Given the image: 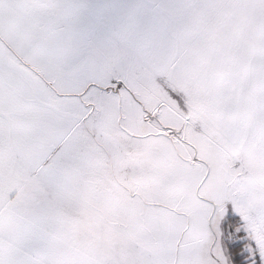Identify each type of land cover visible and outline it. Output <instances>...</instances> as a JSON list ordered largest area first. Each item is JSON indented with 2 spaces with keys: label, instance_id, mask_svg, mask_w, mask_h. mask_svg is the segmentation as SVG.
<instances>
[{
  "label": "rangeland",
  "instance_id": "obj_1",
  "mask_svg": "<svg viewBox=\"0 0 264 264\" xmlns=\"http://www.w3.org/2000/svg\"><path fill=\"white\" fill-rule=\"evenodd\" d=\"M12 2H0V18ZM17 2L19 36L32 22L55 24L50 36L78 40L91 57L89 69L99 70L98 95L83 96L82 110L68 101L62 114L76 109L94 117L102 136L128 132L133 122L142 126L129 145L144 148L135 158L147 165V181L158 184L157 214H189L194 221L195 258L215 239V254L227 264L218 245L229 216L254 231L249 245L264 255V0ZM29 10L48 16L31 22ZM2 23L11 52L12 21ZM125 99L137 115H124ZM102 197L115 209L139 210L121 196ZM202 214H211V236ZM104 222L98 230L105 236Z\"/></svg>",
  "mask_w": 264,
  "mask_h": 264
},
{
  "label": "crops",
  "instance_id": "obj_2",
  "mask_svg": "<svg viewBox=\"0 0 264 264\" xmlns=\"http://www.w3.org/2000/svg\"><path fill=\"white\" fill-rule=\"evenodd\" d=\"M14 3H5L0 18V264H221L215 239L206 242L203 258H195L200 248L189 214H157L158 184L147 181V165L135 158L144 148L132 149L128 141L140 137L142 126L133 122L130 132L102 136L97 119L76 114L87 105L83 96L93 100L99 88V70L89 69L82 45L50 36L55 24L45 29L32 22L47 11H27L32 23L19 36ZM5 19L12 21L11 52L4 45ZM68 101L75 115L62 114ZM123 103L124 115L139 113L129 109L131 99ZM114 195L139 210L115 209L102 197ZM201 223L211 236V214H202ZM253 248L264 264L260 248ZM218 249L231 264L224 233Z\"/></svg>",
  "mask_w": 264,
  "mask_h": 264
},
{
  "label": "trees",
  "instance_id": "obj_3",
  "mask_svg": "<svg viewBox=\"0 0 264 264\" xmlns=\"http://www.w3.org/2000/svg\"><path fill=\"white\" fill-rule=\"evenodd\" d=\"M236 217H227L224 220V237L228 258L231 264H260V255L251 248L242 225ZM252 241V240H251ZM253 243V242H252Z\"/></svg>",
  "mask_w": 264,
  "mask_h": 264
}]
</instances>
